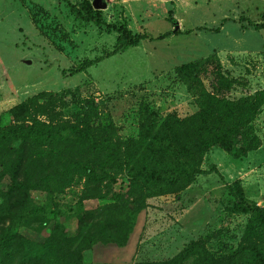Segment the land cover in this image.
<instances>
[{"label":"rangeland","instance_id":"rangeland-1","mask_svg":"<svg viewBox=\"0 0 264 264\" xmlns=\"http://www.w3.org/2000/svg\"><path fill=\"white\" fill-rule=\"evenodd\" d=\"M103 1L98 24L84 8L88 3L94 16L93 0H0V116L15 109L0 127L42 119L80 126L106 142L83 158L71 146L52 154L28 142L0 149V187L11 189L6 204L0 198V215L44 206V228L16 231L36 242L51 237L54 247L43 264H87L92 248H81L80 225L95 229L102 215L159 187L129 186L125 176L134 165L171 160L201 170L213 166L216 172L180 180L141 202L146 206L139 213L136 261L163 263L196 241L221 264H260L244 248L264 249L263 233L250 215L226 207L240 199L229 192L238 185L243 202L264 210V105L251 124L259 147L243 157L213 147L192 161L157 149L159 139L172 135L175 120L197 111L176 67L212 55L221 72L236 79L228 99L264 89V29L254 27L264 23V0ZM113 27L165 36L121 49ZM46 179L49 191L34 189ZM9 223L0 224V239ZM122 233L113 219L100 232L105 240ZM12 244L21 247L19 239Z\"/></svg>","mask_w":264,"mask_h":264},{"label":"trees","instance_id":"trees-1","mask_svg":"<svg viewBox=\"0 0 264 264\" xmlns=\"http://www.w3.org/2000/svg\"><path fill=\"white\" fill-rule=\"evenodd\" d=\"M84 8L91 20L98 24L102 23L99 10H96V14L93 16L88 3ZM254 27L264 29V23L255 24ZM113 28L118 33L117 42L121 49L136 46L145 39L160 40L165 36L160 35L152 39L144 34H132L124 27ZM175 70L194 97L197 111L188 119L174 121L172 135L159 139L158 153L160 152L161 155L184 154L189 160L199 161L213 147L220 148L225 152H233L235 157H243L259 147L258 138L251 133V124L264 105V89L237 100L228 99L227 95L236 79L222 73L219 60L212 55L182 64ZM86 102L92 103V101ZM14 112L15 109H11L4 116H0V124L5 115L12 117ZM17 142H28L43 148L44 151L50 149L51 152L47 154L58 152L57 149L60 147L71 146L70 150L78 148L81 158L90 153H98L99 150L105 149L103 146L106 144L104 141H98L89 130L80 126L64 127L61 125L59 127L42 119H23L3 125V128L0 127V149L6 150ZM38 165L40 167L43 163ZM212 172H216L213 166L208 170H201L192 165L178 164L171 160L134 165L125 176L128 185L132 187L159 185L158 189L146 192L136 200L122 203L110 213L102 215L96 221L95 229L92 226L82 225L83 219H80L81 248H93L97 244H114L117 247H124L134 230L139 213L145 209L146 205L141 202L158 195V192H166L180 180ZM29 178L31 182H36L33 174H30ZM49 184L47 179L42 180L40 185H34V189L49 191ZM10 191V188L2 189L0 187L2 203H7ZM229 192L232 195L239 194L240 199L230 203L226 209L231 213L250 215L252 224L264 235V210L255 203L243 202V195L238 185L229 186ZM111 198L116 202H121L119 194L112 193ZM110 219L115 220L122 228V236L117 240L102 239L100 234L101 229ZM6 221L10 223L0 239V264H14L15 255L18 260L16 264L48 262L49 259L46 256L49 254L48 251L54 247V244L49 240L50 236L45 241L36 242L27 240L16 231L18 227L34 229V231L44 228L49 221L48 211L44 206L33 205L23 208L15 215H9L5 211L4 215H0V224ZM50 234H53V230ZM75 238H79V236ZM16 239L21 241V247H13L12 243ZM244 249L255 256L260 264H264L263 248L248 246ZM190 256L195 257L191 264H221L223 262L221 259H215L200 243L192 241L169 261L163 263L141 261L134 264H187Z\"/></svg>","mask_w":264,"mask_h":264},{"label":"crops","instance_id":"crops-1","mask_svg":"<svg viewBox=\"0 0 264 264\" xmlns=\"http://www.w3.org/2000/svg\"><path fill=\"white\" fill-rule=\"evenodd\" d=\"M141 221L138 217L133 232L130 234L127 244L124 247H117L114 244H97L91 250V260L87 264H134L136 262V250L141 239ZM129 248V251L128 249Z\"/></svg>","mask_w":264,"mask_h":264},{"label":"water","instance_id":"water-1","mask_svg":"<svg viewBox=\"0 0 264 264\" xmlns=\"http://www.w3.org/2000/svg\"><path fill=\"white\" fill-rule=\"evenodd\" d=\"M92 7L95 10H100L106 7V3L103 0H93ZM175 29L177 30L179 28V25L177 22H174Z\"/></svg>","mask_w":264,"mask_h":264}]
</instances>
